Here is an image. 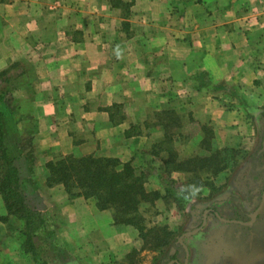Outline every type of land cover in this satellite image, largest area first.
<instances>
[{
	"label": "crops",
	"instance_id": "obj_1",
	"mask_svg": "<svg viewBox=\"0 0 264 264\" xmlns=\"http://www.w3.org/2000/svg\"><path fill=\"white\" fill-rule=\"evenodd\" d=\"M114 106L141 119L139 138L124 135L126 122L111 125ZM164 110L212 122L219 147H251L227 197L215 200H236L233 214L242 216L199 212L208 220L183 238L187 264H264V213L244 225L264 192V0H0L5 145L28 207L48 212L37 229L45 226L47 243H37L36 230L29 248L24 223L0 195V264H122L137 253L138 235L119 231L111 210L49 188L46 166L70 155L136 164L133 143L162 138L144 133L149 112ZM160 169L145 163L150 191L165 187ZM107 212L101 229L97 217ZM171 252L169 264H185L186 250Z\"/></svg>",
	"mask_w": 264,
	"mask_h": 264
},
{
	"label": "rangeland",
	"instance_id": "obj_2",
	"mask_svg": "<svg viewBox=\"0 0 264 264\" xmlns=\"http://www.w3.org/2000/svg\"><path fill=\"white\" fill-rule=\"evenodd\" d=\"M111 114L117 127L123 122L128 124L124 132L125 136H127L128 132L132 135L129 138L135 137L136 139L143 134L141 126L139 125V120L141 119L133 116L132 112H124L122 107L114 106L109 109L110 122ZM186 114L178 115V117L171 110H164L162 113H157L156 111L149 112L147 119L152 120L153 125L147 127L144 133L150 135L155 133V130H160L162 138L159 141L152 140L149 143H142L141 145L140 143H133V146L137 149L139 160L136 161V164L130 161L124 163H131L138 174H144L146 186L150 180L149 176L143 170L145 163L151 162L153 168L157 165L161 166L159 171H165L164 176L161 173L164 177L165 190L159 191L162 197L153 204L145 203L139 207L137 220L139 226L143 225L146 228V232L143 234L144 236L140 235L139 230L135 227L125 225L119 227V231H127L130 229L132 233L134 232L138 235V238L134 242V250L137 253L125 259L122 264H168L171 258H173L171 256L173 253L171 250H177L173 247L175 242L185 234L195 232L201 228L203 223L201 213L203 214L205 210L223 212L222 209H226L225 211H227L226 207L222 209L216 208L215 204L219 201L215 200H222L227 197V187L231 181L232 186H234L236 180L235 172L240 167L239 165L246 159H242L243 154H247V149L251 147L247 146V144L237 145L227 142L222 143L220 145L222 147H219L217 143L213 142L215 129L213 123L209 121L204 124L195 121L187 123L189 120L186 118ZM120 133L122 134L123 131ZM204 141L210 143V151L204 146ZM211 156L215 157V166L217 165L220 168L225 167L216 177L210 173V168L202 169V161L201 167L197 166L195 162L190 164L189 167L187 166L188 161L191 159L208 158ZM165 161H168V163L165 164ZM187 168H196V171L188 172ZM205 169L210 171L208 172ZM161 175L160 179L162 178ZM198 177L200 181H197ZM146 190L150 193L154 192L150 191L149 188H146ZM187 194L190 195L188 199L183 196ZM231 201L234 205H238L236 200ZM199 212H201L200 216H198ZM34 213L41 215L42 213L47 214L48 212H38L37 210ZM240 216L242 215L238 212L236 217L239 218ZM230 218L234 219L232 218V214ZM111 219L110 212H107L97 217V223L101 226V229H105ZM141 219H143V223ZM44 228L45 226H42L41 229L37 230V236H35L40 246L47 243L42 240L44 237ZM153 234L164 236L163 239L165 242L170 241L166 246L159 247L158 243L155 244L156 240L152 237ZM168 234L171 235L169 240ZM56 245L57 243H55V246L53 245V247L48 248V250H58ZM156 245L158 247H155ZM71 247V250H76L77 248L76 244ZM178 254L181 255V253ZM179 257L182 261L184 260V257Z\"/></svg>",
	"mask_w": 264,
	"mask_h": 264
},
{
	"label": "trees",
	"instance_id": "obj_3",
	"mask_svg": "<svg viewBox=\"0 0 264 264\" xmlns=\"http://www.w3.org/2000/svg\"><path fill=\"white\" fill-rule=\"evenodd\" d=\"M111 124L117 125L112 114ZM131 136L127 132L126 137ZM203 144L207 150H211L208 141H204ZM201 161L202 169L210 168V173L215 177L225 168L215 166L214 156L191 159L187 166L195 162L201 167ZM167 163L168 161H165V164ZM46 167L49 171L47 181L49 188L62 186L70 198L94 200L95 207L99 211L111 210L113 212L114 225L117 229L122 225L135 227L140 235L144 236L146 228L143 225L139 226L137 220L139 207L145 203L153 204L162 195L160 192L150 193L146 190L144 174H138L131 163L124 164L115 158L94 156L76 158L70 155L54 160ZM187 171L194 172L196 168H187ZM197 181H200L199 177ZM0 195L5 201L9 214L24 223V237L30 248L42 220L28 207L21 190V177L15 159L5 145V114L3 111H0ZM183 196L190 198L188 194ZM141 220L143 223V219ZM167 236L169 240L171 235ZM152 237L155 238V244L158 243L159 247L166 246L170 241L166 243L164 236L159 234H153ZM164 243L166 244L163 245ZM27 251L32 252L33 250ZM32 255L36 256V253Z\"/></svg>",
	"mask_w": 264,
	"mask_h": 264
},
{
	"label": "flooded vegetation",
	"instance_id": "obj_4",
	"mask_svg": "<svg viewBox=\"0 0 264 264\" xmlns=\"http://www.w3.org/2000/svg\"><path fill=\"white\" fill-rule=\"evenodd\" d=\"M263 194H264V192H263ZM262 198H263V195H262ZM220 202H223V201H219V202H216V204H218V205H216L215 207H219V209H222V208H224V207H226L227 208V211H225L226 209H223V213H224V215H226L227 217H229L230 218V215L232 214V218H234V219H232V220H236L237 221V217H236V213L235 214H233L235 211H236V205H234L233 203H232V201L229 199L228 201H225L222 205H220L219 203ZM261 203H262V199H261ZM261 203H260V205H261ZM260 205H259V207H260ZM258 207V208H259ZM229 208V209H228ZM258 208L256 209V210H258ZM209 211V213H208V215H213L215 218H220V214L217 212V211H214V210H208ZM256 212V211H255ZM264 213V212H263ZM219 214V215H218ZM208 215H207V218H208ZM234 215V216H233ZM261 216V215H260ZM259 216V217H260ZM245 218H247V216H244ZM258 217V218H259ZM248 219V218H247ZM208 220V219H207ZM257 220V219H256ZM203 221V220H202ZM233 222H235V221H233ZM256 222V221H255ZM250 223V221L249 222H247V224H249ZM241 224V223H240ZM203 227V223H202V226H201V228ZM201 228H199V229H201ZM198 229V230H199ZM186 246V245H185ZM173 247H175L177 250H186V248H184V246L183 245H181L180 244V242H179V240H177L176 242H175V244H174V246ZM187 250H188V248H187ZM172 260H170V262H171ZM168 264H169V262H168Z\"/></svg>",
	"mask_w": 264,
	"mask_h": 264
},
{
	"label": "water",
	"instance_id": "obj_5",
	"mask_svg": "<svg viewBox=\"0 0 264 264\" xmlns=\"http://www.w3.org/2000/svg\"><path fill=\"white\" fill-rule=\"evenodd\" d=\"M263 211H264V194H263L262 203H261L260 207L258 208V210H256V212H254V213L251 215V219H252L251 222H250L249 224H244V225H246V226H252V224L256 221V219H257L260 215L263 214ZM206 224H207V214L204 215V219H203V227L206 226ZM198 231H199V230H196L195 232H192V233H188V234H186L185 236H183L182 238H180V240H179L180 244L183 245L184 248H186V256H187V258H186V260H185V261H186L185 264H187V262H188L189 252H188V250H187V247L183 244V238H186V237L189 238V237H191L192 235L196 234ZM175 263H176V262H175ZM176 264H178V263H176Z\"/></svg>",
	"mask_w": 264,
	"mask_h": 264
}]
</instances>
